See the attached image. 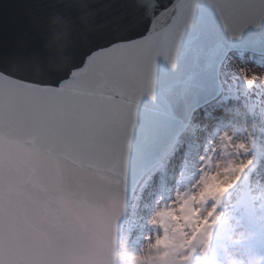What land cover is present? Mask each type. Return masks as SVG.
<instances>
[{"label":"water","instance_id":"1","mask_svg":"<svg viewBox=\"0 0 264 264\" xmlns=\"http://www.w3.org/2000/svg\"><path fill=\"white\" fill-rule=\"evenodd\" d=\"M231 50L264 53L262 0H0V264H114Z\"/></svg>","mask_w":264,"mask_h":264},{"label":"rangeland","instance_id":"2","mask_svg":"<svg viewBox=\"0 0 264 264\" xmlns=\"http://www.w3.org/2000/svg\"><path fill=\"white\" fill-rule=\"evenodd\" d=\"M230 55L232 60L240 62L231 71L220 69L222 93L217 102L228 104L234 101L238 113L246 115L251 120L250 124L242 128L240 123L221 135L215 133V147L221 157L216 170L212 164L214 142L206 137L197 140L202 144L199 145L193 168L189 167L190 159L183 147L174 149L168 163L162 162L143 179L123 231L116 264H216V257H207V251L210 246L217 256L227 251L224 243L217 242V231L226 238L235 228L229 224L218 229L220 219L231 217L230 203L241 207L237 225L245 228L242 249L247 250L253 243H258L259 236L264 237V193H255L249 188L244 160L246 154L243 152L254 147L264 153V143H259L257 134L251 131L253 127L264 124V80L250 79L255 70L248 67L252 65L259 69V73H254L257 77L264 76V57L247 54L242 61L240 53ZM196 115L203 119L207 117L202 111ZM176 153L178 161L175 164L173 154ZM165 168L173 169L171 196L176 200L170 208L165 201L168 177L160 173ZM190 176L194 177L193 183ZM151 182L155 186L149 188ZM142 196H146V200H141ZM242 197L247 198L244 202L246 207L241 206ZM213 199L216 204L211 202ZM207 208L211 211H206ZM248 238L254 240L247 242ZM205 257L208 260H204ZM250 263L252 260H248L247 264Z\"/></svg>","mask_w":264,"mask_h":264},{"label":"bare ground","instance_id":"3","mask_svg":"<svg viewBox=\"0 0 264 264\" xmlns=\"http://www.w3.org/2000/svg\"><path fill=\"white\" fill-rule=\"evenodd\" d=\"M237 62L240 61H235L231 59V55L227 57L225 62L222 65V68H225V70L231 71L234 68L237 67ZM245 62V61H244ZM250 70H255L252 73H259V69L256 67H253L252 65L249 66ZM214 101L206 104L204 108L202 109V114L205 113V115L208 116L203 118H198L197 115L195 114L193 119L191 120V123L188 127V129L180 135L178 138V141L175 145V149H186L188 152V158L190 159L189 167L193 168L195 166V158L199 154L198 153V148L201 141H197L198 139H203L206 137H210V139L214 142L213 146L214 149H212L213 152V167L214 170H216V166L218 163L221 162V157L220 153L217 147H215V131L216 133H221L225 129L231 127V126H236L237 121H241V119H237L236 117L238 116V108L235 106V102L231 101L228 104L224 103H219V101ZM221 118V121L219 120ZM236 118V119H235ZM248 118L244 116V127L248 125L247 123ZM202 144V143H201ZM246 158L245 159V164H247L248 167V174H247V179L249 180V183L251 184V187L254 191H259L262 192L264 190V156H254V153L247 152L246 153ZM178 156V153L173 154V163H177L176 158ZM169 158H167L164 162L168 163ZM172 168L168 169H162L161 173L163 175H166V178L168 177L166 181V204L168 208L172 207V203H175V198L171 196V172ZM225 173V172H224ZM225 177V176H224ZM229 177V176H226ZM170 178V179H169ZM193 178L192 176L189 177V179L193 183ZM152 186H149V188L155 186L153 182ZM192 183L190 185V189H192ZM170 191V192H169ZM232 197V196H231ZM258 199V197H255ZM141 200H146V196H142ZM174 205V204H173ZM206 211H211L210 208H207ZM205 214V213H204ZM220 224L222 225H227L230 224V220L228 219H221L219 221ZM244 229H242L241 226H235L233 229L232 233L224 238L221 235L218 236V243L220 244H225L227 251L224 255L222 256H217L215 252H213V247L210 246L208 251H207V257L210 256H215L216 257V264H246L249 259H252V264H264V254H262V251L264 250V239L259 238L258 243H253L251 248L242 249V247L245 245L244 241L242 239L245 237ZM205 238H209V236H205ZM252 238L248 239L250 241ZM250 250H254V253L252 254Z\"/></svg>","mask_w":264,"mask_h":264},{"label":"clouds","instance_id":"4","mask_svg":"<svg viewBox=\"0 0 264 264\" xmlns=\"http://www.w3.org/2000/svg\"><path fill=\"white\" fill-rule=\"evenodd\" d=\"M262 2H264V0H262ZM249 78L250 79H253V80H255L257 78H259L261 80H264V76L257 77L254 73L252 75H250ZM163 151H164V146L161 145V147H160L161 154L163 153ZM149 163H150V158L147 155H141V156H139L136 159V161H135L136 171L138 173L143 172L148 167ZM174 166H178V165H175L174 164ZM127 176H128V180L130 182L131 181V178H132L131 161L129 162V170H128ZM115 190L116 191L119 190V182H117V184L115 185Z\"/></svg>","mask_w":264,"mask_h":264}]
</instances>
